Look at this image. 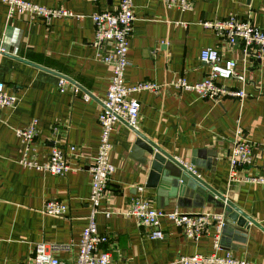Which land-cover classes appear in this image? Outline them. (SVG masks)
I'll return each instance as SVG.
<instances>
[{
  "label": "crops",
  "instance_id": "1",
  "mask_svg": "<svg viewBox=\"0 0 264 264\" xmlns=\"http://www.w3.org/2000/svg\"><path fill=\"white\" fill-rule=\"evenodd\" d=\"M70 12L50 21L27 14L9 16L0 0V82L15 96L13 106L0 109V264H34L35 244L73 243L68 251H53L60 264H76L77 246L89 214L90 175L87 167L100 140L98 113L107 90L110 67L97 57L91 14L113 10L118 0H29ZM181 9L165 0H133L132 33L127 52L125 82L155 83V91L131 94L140 102L136 129L164 151L188 165L212 188L233 202L261 227L247 223L240 234L218 236L210 223L197 240L186 236L167 217L161 218L162 238H150L132 215L126 214L138 195L164 211L222 212V208L194 195L189 189L159 195L149 184L145 153L132 150L134 132L117 122L110 134V161L114 171L96 214L97 232L106 234L111 264H180V256L194 253L224 255L264 263V59L255 48L245 55L242 45L203 25L234 16L264 30V0H188ZM216 48L222 59H233L244 80L218 78L230 89H243V98L226 96L220 101L200 97L194 90L178 88L184 78L193 84L204 79L210 66L201 61L202 48ZM60 77L68 80L60 91ZM80 88L74 93L71 84ZM83 91L91 94L82 98ZM37 119V131L27 157L48 160L55 135L66 148L72 170L51 174L19 163L24 144L16 130ZM239 135L252 144V161L229 177L228 154ZM74 145L75 150H68ZM81 167V168H80ZM248 178V179H242ZM241 179V180H239ZM142 187L140 192L137 188ZM165 192L166 191L165 189ZM48 200L66 204L62 216L44 213ZM104 211L111 214L106 217Z\"/></svg>",
  "mask_w": 264,
  "mask_h": 264
},
{
  "label": "built area",
  "instance_id": "2",
  "mask_svg": "<svg viewBox=\"0 0 264 264\" xmlns=\"http://www.w3.org/2000/svg\"><path fill=\"white\" fill-rule=\"evenodd\" d=\"M7 5L9 16L16 14H27L31 17L42 18L50 21L53 17L67 16L70 12L56 8H49L29 0H1ZM97 2L98 0H90ZM166 4L176 5L181 9L190 7L188 0H165ZM94 25L95 37L92 42L97 50V57L110 67V77L105 93L101 101V109L98 113L100 125V140L96 155L87 167L90 175L89 194V214L87 223L84 226L77 246L76 264H111V254L106 244L108 237L106 234L97 232L96 214L100 212V202L107 188L110 175L114 171V166L110 161L112 143L110 134L117 122H123L130 128L137 127L140 102L131 94L141 90L155 91L158 86L150 81H141L133 85L125 82V68L128 64L127 52L129 40L132 33L135 15L133 13V0H118V4L113 10H100L91 14ZM203 25L213 28L217 35L223 36L232 44H241L245 55L250 54V48H255L254 55L259 59H264V30L260 29L248 20H240L234 16L219 21H205ZM201 61L210 66L207 76L196 83H187L184 78L175 80L173 85L178 88L194 90L200 97L220 101L223 97L231 96L243 98L244 90L230 89L217 82L218 78H236L244 80L242 74L236 71V63L233 59H222L216 48H202L199 52ZM68 80L60 77L58 88L65 90ZM79 86L72 83L71 89L78 92ZM91 94L83 91L82 98L89 100ZM15 96L5 91V85L0 82V109L5 106H13ZM37 131V119H33L23 128H18L16 133L24 144L23 156L19 163L25 167L42 169L51 174H65L72 170L67 160L66 148L57 142L55 135L52 146L48 154V160L38 163L34 159L27 157L29 144L33 141ZM68 150L74 151L75 146L69 145ZM253 146L239 135L230 146L228 154L229 177L231 180H238L237 171L247 167L252 161ZM260 150L264 162V139L260 144ZM192 171L191 165L178 160ZM81 168V167H80ZM248 179V178H242ZM241 180V179H239ZM252 181L264 182V178H251ZM140 192L142 187L137 188ZM44 213L53 216H62L67 211L65 203L59 200H48L43 206ZM106 217L111 212L104 211ZM132 215L137 224L146 230L150 238H162L164 232L161 228V218L167 217L174 224L182 229L186 236L197 240L202 236L210 223H213L217 230L214 240V248L219 247L218 236L223 224L224 213L217 211H204L197 213L181 212L178 209L167 212L160 208L153 207L148 199L138 195L126 212ZM73 247V243H45L35 244L31 259L34 264H60V260L52 255L53 251H68ZM180 264H264L254 262L246 258H238L226 252L218 255L215 252L210 254L194 253L180 256L177 260Z\"/></svg>",
  "mask_w": 264,
  "mask_h": 264
},
{
  "label": "water",
  "instance_id": "3",
  "mask_svg": "<svg viewBox=\"0 0 264 264\" xmlns=\"http://www.w3.org/2000/svg\"><path fill=\"white\" fill-rule=\"evenodd\" d=\"M131 130L135 134L132 150L139 154L145 153L140 160L143 163H149V184L153 187H159V195L167 193V195L175 196L189 189L194 195L204 196V200L222 208L225 213L219 232L220 238L229 231L240 234L244 231L247 223L261 227L233 202L207 184L195 171H192L174 156L154 144L137 129L131 128ZM193 164L194 162L191 161V165ZM165 189L168 192H165Z\"/></svg>",
  "mask_w": 264,
  "mask_h": 264
}]
</instances>
